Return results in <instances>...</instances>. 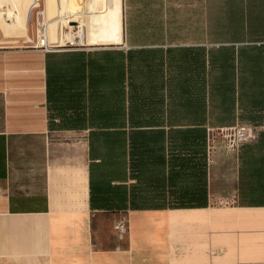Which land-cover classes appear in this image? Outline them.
<instances>
[{
  "label": "crops",
  "instance_id": "crops-1",
  "mask_svg": "<svg viewBox=\"0 0 264 264\" xmlns=\"http://www.w3.org/2000/svg\"><path fill=\"white\" fill-rule=\"evenodd\" d=\"M109 1L86 0L92 25L109 21ZM116 2V41H99L109 35L99 29L84 33V14L79 19L75 3L74 19L60 24L73 22L70 28L81 34L85 43L73 49L43 53L29 45L24 28L11 31L14 38L0 34V264H264V201L249 202L238 191V147L212 150L210 135L204 206L104 211L91 210L88 202L89 195L108 193L128 198L136 186L126 165L123 179H100L89 124L112 118L106 111L113 96L128 102L126 54L158 56L165 86L170 60L197 52L206 80L208 51L231 47L235 54L237 47L264 46V0ZM110 53L122 57L123 78L116 86L110 83ZM167 181L164 174L159 192L166 193ZM151 186L142 183L144 196ZM120 217L126 235L118 241L112 226Z\"/></svg>",
  "mask_w": 264,
  "mask_h": 264
},
{
  "label": "trees",
  "instance_id": "trees-1",
  "mask_svg": "<svg viewBox=\"0 0 264 264\" xmlns=\"http://www.w3.org/2000/svg\"><path fill=\"white\" fill-rule=\"evenodd\" d=\"M244 50L237 47L235 54L231 47L208 51L206 80L202 57L197 52L182 53L179 59L170 60L165 86L160 82L158 56L126 54L128 102L123 105L121 98L113 96L112 107L106 111L112 118L89 124L95 129L91 135L100 179H123L126 165L136 186L129 190L128 198L125 192L101 198L89 195L91 210L205 205V145L211 130L264 125V46ZM110 59V83L116 86L123 78L122 57L110 53ZM255 133L253 141L238 146L236 159L238 191L257 203L264 201V130ZM164 174L168 179L165 194L158 190ZM145 181L152 185V192L144 196L141 186Z\"/></svg>",
  "mask_w": 264,
  "mask_h": 264
},
{
  "label": "rangeland",
  "instance_id": "rangeland-1",
  "mask_svg": "<svg viewBox=\"0 0 264 264\" xmlns=\"http://www.w3.org/2000/svg\"><path fill=\"white\" fill-rule=\"evenodd\" d=\"M41 1L43 2V4L40 3L39 7L35 6V7H32L31 9H27V10L22 11L23 9H21L19 4H18L19 0H15L13 2L14 4L11 3L10 0H6L3 3V5L0 6V9H1L0 11L2 12L0 14V24H1L0 30H3V34L1 33V31H0V34L6 35L9 38H14L15 34L21 32V29H23L26 25H29V27L32 28V24H33V22L37 16V12L42 11L44 8L43 6H45V12H46V15H48L47 17H48L49 21H51L53 23V21L50 18V16H51V14H50L51 13V11H50L51 5L49 3L50 0H40V2ZM116 1L117 0H113L112 2L109 1L108 4L115 3ZM74 3L77 5L78 4L83 5V0H53V5H54L53 16H54L55 21L57 22V28L55 27L54 23L51 25L50 37H52L51 43L55 46H59L60 49L65 48V47L75 48L77 46L74 44V39L72 37H70L72 32H74V30L72 28H70V26H74L72 24L73 22L72 23L65 22V24H62L60 26L63 18L65 20L74 19V17H72V10L74 11V6H75ZM84 4L86 5L84 7L78 5L77 8H79V9H77V10H78V15L80 13L79 19H82L83 14H84V19L80 20V23H82V22L86 23V27L84 28V33H85L87 31V26H91L92 24L88 20V16H87L88 5L86 4V0H85ZM60 9H63L66 13H68L70 15L64 14L62 17L59 13ZM5 13H7V15H5ZM10 13H12L11 16H8ZM90 29H92V28H90ZM13 30H15V34H13V32H11ZM93 31L95 32V29H93L92 32ZM82 33H83V31H82ZM86 36H87V33H86ZM91 36H93V35H91ZM25 38L28 41H31L28 29L25 32ZM84 43L85 42L82 41L81 44H84ZM29 45H31V44H29ZM29 45H27V46H29ZM256 130H262V129H256ZM209 135H210L209 139H210V143H211L210 148L212 150L223 149L224 138H223L222 134H220L218 131L213 130L210 132Z\"/></svg>",
  "mask_w": 264,
  "mask_h": 264
},
{
  "label": "built area",
  "instance_id": "built-area-1",
  "mask_svg": "<svg viewBox=\"0 0 264 264\" xmlns=\"http://www.w3.org/2000/svg\"><path fill=\"white\" fill-rule=\"evenodd\" d=\"M32 29L35 37V45L33 46L34 48L40 50L43 53L64 49V48L60 49L59 46H55L50 43H47L46 29L43 26L42 17L40 15L36 16L32 24ZM256 129H257L256 126L252 127L246 124H239L231 127L219 128L218 132L222 134L224 138L223 148L226 150L235 151V149L238 146H240V144L248 143L255 139ZM112 230L115 233L116 239L118 241L122 240L123 237L126 235L125 217H120L119 219H117L112 226ZM212 264H216V263H212ZM227 264H234V263H227Z\"/></svg>",
  "mask_w": 264,
  "mask_h": 264
},
{
  "label": "bare ground",
  "instance_id": "bare-ground-1",
  "mask_svg": "<svg viewBox=\"0 0 264 264\" xmlns=\"http://www.w3.org/2000/svg\"><path fill=\"white\" fill-rule=\"evenodd\" d=\"M6 0H0V6L3 5V3L5 2ZM11 3H13L15 0H10ZM37 2L40 4H43V2L41 1H38V0H19V6L21 9L23 10H27V9H31L32 6H36L37 5ZM14 4V3H13ZM43 10L42 11H38L37 12V16H41L42 17V21H43V26L45 27L46 29V39H47V43H51V37H50V28H51V25L53 24L51 21H49L48 19V15H46V12H45V6H43ZM1 10V9H0ZM1 12V11H0ZM2 13V12H1ZM103 13V12H102ZM108 13H109V21L103 25H91V26H87V31H90L92 29H95V30H102L104 33H107L109 34L108 36L104 34L105 36V39L104 40H99V41H102V42H106L107 41H111L112 40H119L120 38V29H121V25H120V19H119V14H120V3L118 2H115V3H110L109 4V7H108ZM12 13H10L8 16H11ZM2 17V16H1ZM13 18V17H12ZM7 19V18H6ZM4 21V20H3ZM93 21V20H92ZM8 22V21H7ZM10 22V21H9ZM69 22V21H67ZM13 23V22H12ZM68 24V23H67ZM100 24V23H99ZM4 25V24H3ZM83 25V24H82ZM10 28V27H9ZM28 29V32L30 34V38H31V41L29 42L31 45H35V37H34V34H33V29L31 27H29V25H26L24 27V30L21 32L22 35L25 34L26 30ZM73 29V28H72ZM90 33V32H89ZM81 34H76L75 30L74 32H72L71 36L73 39H74V44L77 45V44H81ZM34 38H33V37ZM110 39V40H106V39ZM96 42V41H94ZM100 42V43H102ZM93 43V42H92ZM111 43V42H109ZM90 44V43H89ZM53 45V44H52Z\"/></svg>",
  "mask_w": 264,
  "mask_h": 264
}]
</instances>
